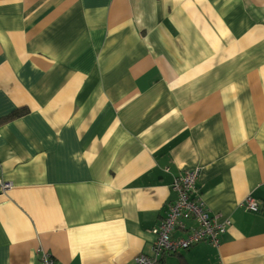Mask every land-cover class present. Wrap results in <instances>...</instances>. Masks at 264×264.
<instances>
[{"label": "crops", "instance_id": "0c3cea01", "mask_svg": "<svg viewBox=\"0 0 264 264\" xmlns=\"http://www.w3.org/2000/svg\"><path fill=\"white\" fill-rule=\"evenodd\" d=\"M195 169L231 226L166 263L264 264V0H0V264L152 257Z\"/></svg>", "mask_w": 264, "mask_h": 264}, {"label": "built area", "instance_id": "2783aa9c", "mask_svg": "<svg viewBox=\"0 0 264 264\" xmlns=\"http://www.w3.org/2000/svg\"><path fill=\"white\" fill-rule=\"evenodd\" d=\"M200 169L187 172L180 180H176L174 188L178 193L162 222L152 229L154 236L152 257H138L134 264H159L168 255H178L198 244L208 243L213 247L222 244L223 237L231 226L229 219L220 222L218 216L212 215L205 203L191 194L197 192V181ZM13 188L12 182H0V193ZM249 212H259L261 204L251 196L240 204ZM37 255L41 264H55L52 254L38 248Z\"/></svg>", "mask_w": 264, "mask_h": 264}, {"label": "trees", "instance_id": "16d2710c", "mask_svg": "<svg viewBox=\"0 0 264 264\" xmlns=\"http://www.w3.org/2000/svg\"><path fill=\"white\" fill-rule=\"evenodd\" d=\"M16 115H17V114H16ZM16 115H15V114H14V115H10V116H8V117H6V118H3V120H11V119H13ZM171 256H175V255H171ZM159 264H167V263H166V256L160 260ZM180 264H189V263L183 258V259H181Z\"/></svg>", "mask_w": 264, "mask_h": 264}]
</instances>
